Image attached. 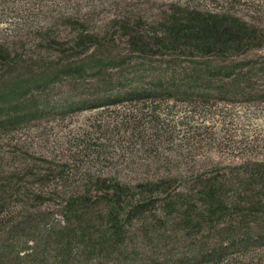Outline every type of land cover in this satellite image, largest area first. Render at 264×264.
Returning <instances> with one entry per match:
<instances>
[{"label":"rangeland","instance_id":"374dc122","mask_svg":"<svg viewBox=\"0 0 264 264\" xmlns=\"http://www.w3.org/2000/svg\"><path fill=\"white\" fill-rule=\"evenodd\" d=\"M181 9L236 18L253 35L238 55L200 62L183 53L145 56L131 50L121 21L157 27ZM80 30L104 36L106 42L79 53L75 37ZM0 44L18 61L0 76V93L6 87L16 92L15 107L0 108V114L13 113V118L0 117V227L36 216L26 231L38 239V255L44 253L45 227L60 224L64 199L86 188L88 177L117 176L126 182L183 178L264 162V0H0ZM233 62H241L233 67L236 76L197 80L196 88L180 89L189 95L174 99L79 111L58 106L67 98L90 97L96 87L108 90L117 79L128 85L176 71L173 83L182 84L180 76L195 65ZM69 66L82 69L83 76H63L61 69ZM98 69L103 72L96 77ZM16 79L32 83L17 88ZM200 86L203 96L194 94ZM35 108L48 112L33 116ZM96 207L87 218L89 233L99 231L101 205ZM143 222L126 225L114 251L104 248L107 253L97 255L85 247L82 259L96 255V264L170 259L174 264L180 258L181 264H193L195 245L210 246L220 238L211 231L177 236L181 230L163 223L152 230ZM7 236L6 250L15 254L20 236ZM262 255L264 248L249 247L218 264H256Z\"/></svg>","mask_w":264,"mask_h":264},{"label":"trees","instance_id":"16d2710c","mask_svg":"<svg viewBox=\"0 0 264 264\" xmlns=\"http://www.w3.org/2000/svg\"><path fill=\"white\" fill-rule=\"evenodd\" d=\"M179 11L157 27L143 26L138 21L133 25L121 21L120 27L129 38L131 50L145 56L183 53L200 62V59L215 56L238 55L253 35V31L245 29L243 22L224 14L188 9ZM102 39L105 37L98 38L96 34L80 30L74 48L83 53L93 46L103 45L106 41ZM16 59L7 47L0 44V76L4 68L16 65ZM239 63H223L214 68L195 65L189 73L180 76L181 81L184 80L182 84L173 83L176 71L165 74V78L158 76L149 81L133 79L128 85L117 79L108 90L96 87L90 97L67 98L58 106L62 110L75 108L72 111H79L124 102L174 99L177 94L189 95L188 88H196L197 80L231 77L235 72L233 67H238ZM118 66L112 64L109 67ZM97 72L93 73L94 76H100L103 71L98 69ZM61 73L69 78L83 76V70L78 67L69 66L61 69ZM30 80L16 79L14 85L22 88L32 83ZM181 88L187 90L181 91ZM198 88L194 94L203 96L199 91L203 86ZM15 93L6 87L0 93V108L15 107ZM33 111L36 113L33 116L48 112L43 108ZM12 115L11 111L3 110L0 117L9 119ZM230 169L213 168L183 178L158 177L135 182L108 175L88 177L86 188L74 191L64 199L62 224L45 227L41 246L43 254H37L38 239L26 231L37 221L36 216L6 224L7 228L0 227V264H96V255L88 261L82 259L85 247H91L97 255L112 252L120 244L117 242L122 240L126 225L142 221L152 230L163 228V224L175 232L181 230L177 236L182 231L194 235L211 231L220 237L210 246L195 245L197 250L191 253L197 254V258L191 259L193 264H218L228 258L227 255L247 251L249 247L264 248V162L235 166V172ZM99 204L102 212L99 231L89 233L87 218ZM225 232L228 236L222 238ZM8 234L20 236L15 254L6 250L8 244L3 240ZM104 248L107 252L102 250ZM257 259L256 264H264V255ZM169 261L163 260L159 264H172ZM182 262L177 258L174 264Z\"/></svg>","mask_w":264,"mask_h":264}]
</instances>
